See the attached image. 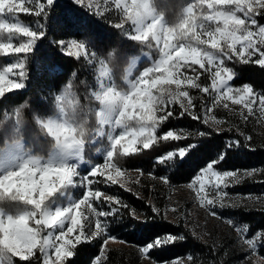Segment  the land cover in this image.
I'll return each mask as SVG.
<instances>
[{"label": "trees", "instance_id": "16d2710c", "mask_svg": "<svg viewBox=\"0 0 264 264\" xmlns=\"http://www.w3.org/2000/svg\"><path fill=\"white\" fill-rule=\"evenodd\" d=\"M44 2V0H41ZM196 0H151L154 10L161 15L167 26L178 22L183 10ZM197 15L207 12L195 9ZM241 14V13H238ZM19 18L31 25L36 32H43L41 39L33 41L32 51L25 55L0 54V67L9 59L17 57L25 63L27 78L25 86L20 90L6 92L0 98V151L8 144L20 141L22 148L30 155L46 157L54 147V140L39 123L41 117L49 116L57 111L56 96L66 93L64 99L65 111L71 114L75 111L76 120L83 125L85 137L83 153L90 161L101 159L95 155V150L105 141L103 138L92 142L96 126V101L92 90L95 88L94 72L81 57L69 56L58 45L60 40L85 37L91 41L89 50L104 59L108 66L114 85L118 89H126V68L135 56H142L133 72L151 63L159 53L155 46L148 47L146 43L131 39L126 31L115 26L113 20L107 19L84 4L74 0H54L51 6L45 5L39 16L18 12ZM257 25L264 24V10L255 16ZM15 39L17 35L13 36ZM85 40V43H88ZM264 50V46H261ZM113 57L109 58L108 53ZM148 56L144 57L143 54ZM252 62L243 63L235 56L226 61V66L233 69L235 76L230 84L241 87L245 84L252 86L255 92L264 94V66ZM197 72L204 70L195 66ZM187 73L193 74L190 70ZM194 76V74H193ZM206 85L208 79L199 75L197 81ZM196 105L194 111L200 119L189 115L179 116V103L169 105L176 115L170 117L156 132L158 137L171 130L176 134L183 133L179 140L157 139L148 149L139 146L129 154L114 152L113 161L124 170L136 172L128 187L119 183H93L92 190L117 197L127 207H121L115 201L110 206L103 197L94 200L97 211H111L113 207L119 212L110 217H100L107 220L105 225L108 235L114 236L122 243L109 246L101 259L102 264H144L140 249L157 237L166 234L183 236V240L158 247L147 254L155 261L168 262L173 259H187L185 264H251L245 257L242 243L234 230V225L221 222L214 224L203 240L202 236L194 234L189 227L180 221L161 219L152 211V206L163 212L169 189L190 181L207 164L216 163V168L225 170L264 169V141L260 142L251 137L250 140L229 129H216L204 123L201 118L202 105L199 89H187ZM17 111L20 115L17 118ZM201 133V135H200ZM238 140L236 147H227L232 141ZM183 148L187 154L180 158H172L169 153L178 152ZM222 153L224 155H222ZM153 177H156L155 179ZM167 177L168 182L163 179ZM97 180L104 177L97 176ZM248 184V183H245ZM255 191H264V172L257 174L256 181L249 183ZM0 207L9 213H17L27 209L22 202L12 201L5 197L0 200ZM135 210L139 219L132 215ZM224 217H230L235 225L245 228L246 238H258L257 252L264 255V240L259 236L264 231V206L245 210L240 206L227 208ZM93 217V216H92ZM90 229L94 228L95 219H88ZM91 235V234H89ZM105 236L81 240L76 245L75 254L67 258L66 264H89L101 251ZM191 256V261L188 257ZM3 264H43L38 252L29 261L20 257L3 255Z\"/></svg>", "mask_w": 264, "mask_h": 264}, {"label": "snow or ice", "instance_id": "6c2138e0", "mask_svg": "<svg viewBox=\"0 0 264 264\" xmlns=\"http://www.w3.org/2000/svg\"><path fill=\"white\" fill-rule=\"evenodd\" d=\"M74 2L84 4V0H74ZM112 2L116 9L123 12L121 22L116 23L115 26L123 30L125 23L130 22L134 33L130 34V38L146 43L148 47L155 46L159 58L151 67H147L140 73L135 82L131 83L128 91L121 92L115 87H105L102 84V90L96 94L100 106L102 103H114V111L102 115L99 118L100 124L111 125L113 129H121V131L114 136L109 133L112 150L107 153L104 164L96 166L82 178L81 183L86 189L85 194L72 206L57 208L53 212L48 210L46 202L59 189L72 183L75 175L73 166L54 163L51 158L43 160L41 157L31 156L15 170L0 174V200L8 197L30 208L29 211L17 215L5 216L0 211V256L11 254V256L20 257L21 260L29 261L34 256V250L38 249L43 256V264H50V261L51 264H66L67 258L74 256L76 245L81 243L80 235L75 237V241L70 238L74 231H79L84 235L85 240L103 235L105 245L109 239H115L106 232L107 220L101 221L99 217H110L118 213L119 209L113 207L108 212L97 211L93 207V201H99L103 197L110 206L114 201L121 207H127V205L117 197L102 193L100 190H92L91 185L93 183H118L116 176L121 175L120 171H116V176L109 173V167H115L109 162L114 152H118L117 146L123 149L122 154L127 155L131 146L137 143V137H143L141 141L143 149L150 148L157 139L167 141L184 137L183 133L176 134L171 130L163 136L156 135L157 129L170 117L176 115L175 110L169 105L178 102L181 109L179 116L189 115L193 119H200L194 111L195 98L187 89H200L203 93H209L210 88L202 87L197 82L200 74L195 66L198 65L205 71L215 68L212 72L211 85V92L215 93L213 106L220 103L221 98H226L234 104H242L244 108H247L248 113L252 114L253 106L258 99L261 115L264 116V95L255 93L249 84L238 89L231 87L229 81L233 80L235 73L232 68L226 66V61L234 56L243 63L252 62V57L257 53H259V58L254 63L264 66V50L257 47V42L252 39L255 33L250 30L251 26L257 24L255 16L260 14V10H264V0H196L195 4H189L183 10L181 18L171 26H166L163 18L156 14L151 6V0H131L130 4L128 0H112ZM53 3L54 0H44V2L41 0H0V5H3L0 7V17L17 12L39 16L45 5L51 6ZM88 5L92 4L88 3ZM205 5L208 11H202L200 15H197L195 9H203ZM238 13H242L243 18ZM258 32L261 37L258 43L264 45V27H258ZM5 33L8 37L19 34L27 38L18 44H13L11 39H8V42H0V54L5 56L29 54L33 48V41L41 39L44 35L43 32L33 31L19 23L5 22L0 19V35ZM85 40L88 38L60 40L57 43L67 55L79 58L81 55H89L88 48L91 41L88 40V43H85ZM237 45L240 47L237 48ZM108 57H113V53L109 52ZM100 65V75L104 77L108 72L107 65L104 60H100ZM16 69H19L15 73L16 78L8 79V76ZM187 70H190L194 76L187 75ZM26 78L27 73L23 60L10 63L0 70V98L6 96V89L12 91L23 88ZM141 97L144 101L140 99ZM64 99L62 96H56L59 110L63 115L62 119L50 118L39 121V123L53 138L55 150L70 154L73 149H77L84 143L85 133L82 131L83 125L76 120L75 111L71 114L65 111ZM223 107L228 108L229 105L224 103ZM210 111L211 108H205L206 113ZM16 115L19 118V111ZM212 119L215 120V117L213 116ZM244 119L247 117L245 116ZM130 121L138 123L139 128L134 127L129 123ZM203 122L208 123V119L205 118ZM73 123L77 124L79 130H71ZM69 131L72 132L71 139L66 138ZM245 139L250 140L251 137ZM125 140L128 141V147L123 144ZM239 144L240 142L235 140L227 147H236ZM16 146L13 145L11 150H14ZM131 150L136 151V149ZM186 154V150L180 148L178 152L169 153L166 158L177 155L183 158ZM219 162L220 158L216 163L210 162L202 170L201 175L193 181V185L200 184V192H203L205 188L201 180L204 174L210 173L218 182L215 186V197L207 200L202 198V203L212 216L217 215L213 211L217 205L219 207L228 206L225 199L231 198L225 191L226 188L231 184L241 182L246 177L264 172V169L215 171V166ZM97 176L106 177V179L97 180ZM162 179L164 183L168 182L167 177ZM121 187L124 185L121 184ZM247 199H253V197L248 196ZM82 206L97 217L95 230L91 232V235L83 232L86 224H82V220L88 221V217L84 215ZM152 211L161 219L168 217L167 209L162 212L160 208L153 205ZM132 215L139 219L134 209ZM226 222L229 225L233 224L229 220ZM30 223H34V226H30ZM44 230H48L47 234L41 236ZM183 239V236L166 234L157 237L142 247L140 251L147 256L150 250ZM259 239L264 240V231L260 233ZM245 243L254 250L257 242L253 239H245ZM53 255L55 256L54 261L51 259ZM96 259L99 261V257ZM191 259L189 256L188 260L191 261ZM177 264H184V262L179 261Z\"/></svg>", "mask_w": 264, "mask_h": 264}, {"label": "rangeland", "instance_id": "374dc122", "mask_svg": "<svg viewBox=\"0 0 264 264\" xmlns=\"http://www.w3.org/2000/svg\"><path fill=\"white\" fill-rule=\"evenodd\" d=\"M87 7L95 11L96 13L105 16L109 20H113L115 23H120L123 17L122 10H118L115 8L114 3L112 0H84ZM88 3H91L92 5H88ZM128 3H131V0H128ZM152 6V5H151ZM153 8V7H152ZM154 9V8H153ZM155 11V10H154ZM156 12V11H155ZM18 13V12H17ZM15 14H5L4 16L0 17V19H3L5 22H15L19 23L25 27H29L34 31V28L29 25L28 23L23 22L19 16ZM157 15H160L156 12ZM241 15L243 18V14ZM161 16V15H160ZM164 21V20H163ZM165 23V22H164ZM166 24V23H165ZM167 26V25H166ZM258 27H264V24L262 25H253L251 26V31L255 33L253 36V41L257 42V47L264 46L260 45L258 42L260 41L261 37L258 32ZM124 31H126L127 35L130 37V34L133 33L132 26L130 22L125 23L124 25ZM8 34H2L0 35V42H8V39H11V42L13 44H18L20 42H23V40H26V37H21L19 34L17 35V38L15 39L13 36L8 37ZM240 46L237 45V48ZM89 55L84 56L81 55L80 57L83 58L88 65L92 68L94 72V82H95V88L92 90V96L93 99L96 101L97 105L95 108V115L100 110V104L99 101L96 99V94L99 93L102 90V84L105 87L111 86L115 87L111 77L110 70L107 66L108 72L107 75L104 77H101L100 71H101V65L100 60H104L100 56H98L93 51L89 50ZM144 57H147L148 54L144 53ZM142 56H135L130 60L129 65L126 68V74H125V81L127 83L126 89H118V91L125 92L128 91L130 88L131 83L135 82V80L138 78L140 73H142L147 67H151L154 62L159 58V55L152 59L151 63L147 66H144L140 68L137 72H133L135 67L137 66V63L141 59ZM239 59L238 57H236ZM258 59L259 53L255 54L252 59ZM20 62V59L17 57H12L8 60V62L0 67V70H3L5 67H7L10 63H16ZM106 64V63H105ZM19 69L14 70L13 74H10L8 76V79H15V73L18 72ZM183 71V70H182ZM215 71V68H212L209 71H203L199 73L203 79H208V83L203 86H208L210 88L209 93H203L199 89V94L201 95L202 105L200 108V115L202 120L204 121L205 118L208 119V125H210L213 128L216 129H229L231 131H234L236 133L241 134L244 139L246 137H253L257 141L263 142L264 141V116L261 115V111L259 108V102L257 99V103L253 106V113L249 114L247 111V108H244L242 104H234L231 100H228L226 98H221V102L215 104L213 106V100L215 97V93L211 92V85H212V72ZM189 76H193V74L187 73ZM229 85L233 87L234 89L242 88L241 87H234L230 84ZM6 92L8 90L6 89ZM255 92V91H254ZM259 95H264L258 92H255ZM235 95V94H233ZM57 96H62L66 98V93H61ZM142 101H144V98H140ZM57 102V101H56ZM227 103L229 105L228 108H224L223 104ZM57 104V103H56ZM57 111L49 116L41 117L39 120H47V119H62L63 115L59 110L58 104ZM211 108L210 112H205V108ZM215 117V120L212 119V117ZM247 117V119H244V117ZM219 122V123H217ZM129 123L133 124L134 127L139 128V124L135 121H130ZM121 131V129H113L111 125H101L99 120L96 116V126L94 128L92 138V142L96 141L97 139L103 138L105 143L101 144L96 150L95 155H97L101 160L97 162L90 161L88 158L84 156L83 153V144L78 147L77 149H73L70 154H60L57 150H55V147L51 149L49 154L46 157H41L43 160H48L50 158H55L58 163H65L67 165L73 166L75 170V175L73 177V181L70 184L65 185L61 189H59L55 194H53L49 200L46 202V206L49 211H55L57 208H67L72 206L74 203H76L79 199L83 197L85 194V187L81 183V180L83 177L87 176L96 166L102 165L105 163L107 158V153L112 150V141L109 133H111L113 136L118 134V132ZM143 137H137V143L131 146V149H137L139 146H142ZM125 147H128V141L125 140L123 142ZM13 145H17L14 150H11ZM119 147V150L123 152V149ZM130 149V152L132 150ZM34 155L28 154L24 149L22 148V144L20 141H15L10 144H8L5 148H3L0 151V174H4L7 171L15 170L25 159L28 157H31ZM40 157V156H38ZM110 165H114L115 167H109V173L113 176H116V171L119 170L121 175L116 176V179L118 180L119 184H123L125 187H128L132 179L136 178V172L134 171H128L124 170L120 166L117 165L111 158ZM208 165V164H207ZM206 165V166H207ZM205 166V167H206ZM203 167L190 181L183 183L178 186L171 187L169 189V192L167 194V198L165 200V206L163 208V211L166 209L168 210V218L172 219L173 221H180L184 225L190 228V230L198 235L202 236V239L204 240L206 238V233H208L209 229L214 224H217L218 222L226 223V221H231V218L224 217L223 213L226 211L227 208L231 207H237L240 206L245 210L252 209V208H260L264 206V191H255L254 188L249 183H253L256 181L257 174L253 175L251 177H246L239 183L231 184L228 188L225 189V191L228 193L229 197L231 199L226 198L225 203L228 205L226 207H219L218 205L213 209L217 213L216 216H212L208 209L204 206L202 203V198L204 200L212 199L216 195L215 186L218 183L214 176H212L210 173L204 174L201 178L202 182L205 185L204 191L200 192V184L196 183L193 185V181L196 180L197 176L201 175L202 170L205 168ZM250 170V169H248ZM215 171H229L225 169H218L215 167ZM235 171V170H231ZM37 179L39 176L37 175ZM106 179V177H104ZM248 183V184H245ZM222 186V185H221ZM248 196L253 197V199H247ZM259 197V199H256ZM94 207V205H93ZM82 209L84 210V215L88 217V219H97L96 215L94 213L89 212L85 206H82ZM172 209H175V211H172ZM30 208L28 206L27 209L21 210L17 213H9L3 210L0 207V211L4 213L5 216L7 215H17L21 214L25 211H29ZM93 216V217H92ZM100 219V217H99ZM82 224H86V226L83 229V232L87 235L91 234L92 231L95 230V223L94 228L90 229L89 222L83 221ZM234 225V230L239 238V241L242 243L243 251L245 252V257L247 260L250 261L251 264H264V255H261L257 252V243L256 247L253 250L249 245L245 243V239H253L254 241H258V238H246L245 237V228L241 225ZM30 226H34V223H30ZM239 230V231H238ZM48 230H44L41 232V236H44L47 234ZM206 232V233H205ZM242 233V234H241ZM77 235L81 236V240L84 239V235H82L79 231H74L71 234V239L75 241V237ZM111 236V235H109ZM114 237V236H112ZM105 239V237H104ZM104 239L101 245V251L100 254L97 256L99 257V261H97V257L92 259V261L89 264H102L101 259L104 255L105 250L109 246L118 245L121 242L115 238V239H109L107 245L104 244ZM34 252H38L42 263H43V256L41 255L40 251L38 249L34 250ZM103 252V254H102ZM8 255V254H3ZM3 255L0 256V264L2 263ZM11 255V254H9ZM52 261L55 260V256H52ZM144 264H177L179 261H183L184 264L186 263L187 259L177 258L173 259L168 262H159L150 259L148 256H143ZM51 264V261H50Z\"/></svg>", "mask_w": 264, "mask_h": 264}, {"label": "clouds", "instance_id": "9594fccd", "mask_svg": "<svg viewBox=\"0 0 264 264\" xmlns=\"http://www.w3.org/2000/svg\"><path fill=\"white\" fill-rule=\"evenodd\" d=\"M3 5H0V7H2ZM114 111V103L113 102H108V103H102L101 104V107H100V110L96 113V116H97V119L99 120V118L102 116V115H107V114H110L111 112ZM71 130L72 131H76V130H79L77 129V124L76 123H73L71 125ZM82 131L85 133V130L84 128L82 129ZM71 135H72V132L69 131L67 133V136L66 138L67 139H71ZM55 146V145H54ZM60 154H67L66 152L64 151H58ZM53 160L54 163H58L57 160L55 158H51Z\"/></svg>", "mask_w": 264, "mask_h": 264}]
</instances>
